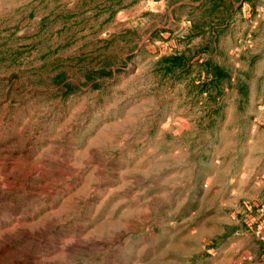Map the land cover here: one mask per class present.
<instances>
[{"label": "rangeland", "instance_id": "1", "mask_svg": "<svg viewBox=\"0 0 264 264\" xmlns=\"http://www.w3.org/2000/svg\"><path fill=\"white\" fill-rule=\"evenodd\" d=\"M180 1L0 0V264L244 261L264 0Z\"/></svg>", "mask_w": 264, "mask_h": 264}, {"label": "crops", "instance_id": "2", "mask_svg": "<svg viewBox=\"0 0 264 264\" xmlns=\"http://www.w3.org/2000/svg\"><path fill=\"white\" fill-rule=\"evenodd\" d=\"M208 0H181L179 3L182 4L184 6H186L189 9V12H193V10H195L196 8H202ZM247 1V0H244ZM232 4L234 5L235 11H237V6L238 4L236 3V0H231ZM251 8H249V10L251 12H254L256 7L255 4H253L254 0H251ZM178 5L175 4L173 7H176ZM258 12L252 13L250 15H254L255 17H263L264 18V7L261 8H257ZM234 15V13L232 14ZM258 21V23H255L253 26L256 27H260L262 26V30H264V23H259L258 18H256ZM262 219V220H261ZM257 218L256 223L259 221H263L264 222V217L263 218ZM248 238H250L251 242L248 243L247 245V256L244 259V261L241 262V264H264V238H262L261 235L258 234H252V233H248Z\"/></svg>", "mask_w": 264, "mask_h": 264}, {"label": "built area", "instance_id": "3", "mask_svg": "<svg viewBox=\"0 0 264 264\" xmlns=\"http://www.w3.org/2000/svg\"><path fill=\"white\" fill-rule=\"evenodd\" d=\"M254 226L256 228L255 233L258 235H261L262 238H264V232H262V230L264 229V222L259 221V222L255 223Z\"/></svg>", "mask_w": 264, "mask_h": 264}]
</instances>
